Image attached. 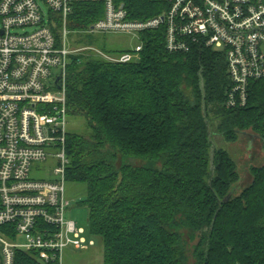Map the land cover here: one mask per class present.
Returning <instances> with one entry per match:
<instances>
[{"label":"trees","instance_id":"trees-1","mask_svg":"<svg viewBox=\"0 0 264 264\" xmlns=\"http://www.w3.org/2000/svg\"><path fill=\"white\" fill-rule=\"evenodd\" d=\"M116 2L132 20L168 10L166 0ZM103 16L102 3H77L68 26L85 32ZM165 38V25L141 33L126 64L107 58L132 50L70 58L68 114L86 132L69 131L66 179L87 187L89 234L104 264H264V80L251 82L246 107L228 109L225 53H173ZM246 136L263 161L242 188L229 148ZM15 264L40 263L18 251Z\"/></svg>","mask_w":264,"mask_h":264},{"label":"built area","instance_id":"built-area-1","mask_svg":"<svg viewBox=\"0 0 264 264\" xmlns=\"http://www.w3.org/2000/svg\"><path fill=\"white\" fill-rule=\"evenodd\" d=\"M81 2L104 6L91 33H123L139 41L131 52L105 57L112 62L137 59L140 34L165 25L169 52L223 49L228 109L246 107L251 82L264 80V0H166L168 10L144 21L130 19L116 0H0L1 264H15L18 251L40 264H66L67 249L94 246L84 229L66 218L71 207L66 80L70 58L77 54L67 37L69 18ZM42 163L54 165L53 177L32 178L33 166Z\"/></svg>","mask_w":264,"mask_h":264},{"label":"rangeland","instance_id":"rangeland-1","mask_svg":"<svg viewBox=\"0 0 264 264\" xmlns=\"http://www.w3.org/2000/svg\"><path fill=\"white\" fill-rule=\"evenodd\" d=\"M44 10L48 14L47 7L42 4ZM58 18V16H57ZM59 35V34H57ZM139 41L128 34L123 33H91L90 30L85 32L72 31L69 29L67 37L68 47L76 50L77 55L82 52H97V49L104 47L107 50H133ZM215 50L223 52L222 48ZM68 129L72 133L84 134L86 132L85 122L81 119L69 118ZM229 146V145H227ZM230 151L235 155L238 166L241 170L240 186L243 188L249 185L252 177L249 174V166L260 164L262 147L261 143L255 136H246L238 143L230 146ZM54 165L51 163L36 164L32 168L31 177L34 179H48L52 176ZM86 185L83 184H66V194L71 200V207L66 212V218L73 220L77 225L84 229V236L90 242H94V246L85 247L82 250L69 248L65 251L66 264H104L103 261V244L98 238H93L89 234V212L82 206L81 201L86 197ZM20 242H24V237H19Z\"/></svg>","mask_w":264,"mask_h":264},{"label":"water","instance_id":"water-1","mask_svg":"<svg viewBox=\"0 0 264 264\" xmlns=\"http://www.w3.org/2000/svg\"><path fill=\"white\" fill-rule=\"evenodd\" d=\"M60 82H61V77H59V79L55 82V84L58 86L59 89L61 88ZM230 196L226 200H228Z\"/></svg>","mask_w":264,"mask_h":264}]
</instances>
